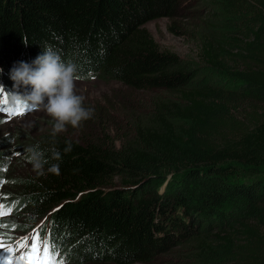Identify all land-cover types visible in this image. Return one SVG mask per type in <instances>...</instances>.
<instances>
[{
    "label": "trees",
    "instance_id": "trees-1",
    "mask_svg": "<svg viewBox=\"0 0 264 264\" xmlns=\"http://www.w3.org/2000/svg\"><path fill=\"white\" fill-rule=\"evenodd\" d=\"M212 3L193 61L161 49L144 26L172 16L173 0H0V86L9 93L12 66L48 46L78 79L97 73L177 94L153 98L130 119L134 132L118 148L104 132L53 136L43 111L36 116L49 128L40 136L20 128L0 137V172L7 165L14 173L4 188L16 212L5 229L47 213L49 249H61L66 264L147 262L183 245L190 251L182 264H264V0ZM200 65L209 80L198 78ZM35 146L48 160L43 174L28 160ZM54 163L58 175L48 171ZM237 164L256 172L236 176ZM114 176H127L128 188L113 185Z\"/></svg>",
    "mask_w": 264,
    "mask_h": 264
},
{
    "label": "rangeland",
    "instance_id": "rangeland-1",
    "mask_svg": "<svg viewBox=\"0 0 264 264\" xmlns=\"http://www.w3.org/2000/svg\"><path fill=\"white\" fill-rule=\"evenodd\" d=\"M173 2L172 16H159L150 19L144 23V26L152 34L155 41L158 42L161 49L175 52L181 58H190L196 61L199 30L200 27L203 31L206 30L209 18L215 12L212 10V7L215 8L212 3L213 0H173ZM199 67L201 73L198 78L209 80L211 71L205 66L200 65ZM76 91L77 94L82 95L85 101H89L90 105L95 108L96 116L82 122L81 126L77 128L71 126L66 128L63 133L67 132L68 135L79 139L83 137L99 138L102 137L104 132L109 137L108 142H112L115 148H118L124 139H129L128 137L133 134L134 127L129 120L137 114L144 115V113L148 112L152 106L153 98H159L160 96L175 98L177 95L168 94V91L135 89L112 78H101L98 74H93L85 79H77ZM6 95L9 99L10 93L8 89ZM16 105L27 107L23 104ZM10 106L13 107V104H10ZM28 110L31 111L22 115H9V113L0 110V137L20 128H23L32 137L40 136L41 132L48 130L49 124L41 115L36 116L38 111H43L42 114L46 118V116H49L46 111L30 108ZM25 132L21 134L20 139H17L18 142L25 141ZM11 140L15 143L12 137ZM236 166L238 168L236 176H250L256 172V170L254 171L248 166L238 164ZM2 168L3 172H0V205L3 207L0 208V212L6 214L0 215V244L5 245L6 249L10 248L13 251L25 238L32 234L36 236L46 221H43L42 216H40L32 220L25 229L15 230L16 228L9 224L7 229H5L6 218L14 215L16 211L11 206L12 201H9V195L4 188L10 183V177H13L14 173L9 172L10 169H7V165ZM15 168L17 170H25L26 165L18 164ZM126 177L114 176L112 184H118L126 188L129 184ZM143 184L145 185L144 187L148 185L151 188V184H146L145 182ZM134 189H137V186ZM17 209V211L21 212V208L17 207ZM25 215L22 214L17 217L19 221H17V225L26 222ZM28 228L29 230L27 231ZM5 232H11V234L6 235ZM6 251L0 250V264L3 263L2 255ZM188 251H190V246L183 245L166 252L161 251L154 254L147 262L136 261L131 264H182L183 256Z\"/></svg>",
    "mask_w": 264,
    "mask_h": 264
},
{
    "label": "clouds",
    "instance_id": "clouds-1",
    "mask_svg": "<svg viewBox=\"0 0 264 264\" xmlns=\"http://www.w3.org/2000/svg\"><path fill=\"white\" fill-rule=\"evenodd\" d=\"M23 43L27 46L26 38H23ZM0 73H3V68H0ZM9 76L13 81V91L10 93L13 104H23L30 109L46 111L54 121L53 136L65 131L69 125L77 128L81 126L82 122L91 119L93 116L94 110L85 107L84 97L77 94L76 66L62 61L61 57L48 46H45L42 53L38 54L31 62H16L10 69ZM0 88L3 87L0 86ZM66 143L65 153L71 150V143ZM27 152L29 154L28 160L33 168L37 170L38 174H43L44 165L48 163L44 152L38 146L29 147ZM52 158L56 161L61 159V153L58 149H52ZM48 171L58 175L59 164H51ZM48 218L47 213L42 215V220L46 223L42 225L41 229L48 234L44 240L50 243L49 230L51 224ZM49 252L53 256L60 254L59 262L62 259H64V264L68 262L63 251L58 247L49 249ZM11 253L9 251L4 252L2 264L9 263Z\"/></svg>",
    "mask_w": 264,
    "mask_h": 264
},
{
    "label": "snow or ice",
    "instance_id": "snow-or-ice-1",
    "mask_svg": "<svg viewBox=\"0 0 264 264\" xmlns=\"http://www.w3.org/2000/svg\"><path fill=\"white\" fill-rule=\"evenodd\" d=\"M79 78V77H78ZM5 91L3 88H0V92ZM23 112L18 108L15 111L13 110H9V115H22ZM3 206L0 205V208H2ZM6 213L0 212V215H4ZM35 243H33L32 247H31V251L27 256L28 259V264H57V262L54 259V256L50 254L49 252V248L47 246V242L45 241V247L43 250V255H40V245H39V241H40V237L37 236ZM26 244H21V247H26ZM55 247V245H53V248ZM0 250H7L9 252H11L12 250L10 248L6 249L5 245L0 244ZM21 259H25V257H21ZM10 264V261H9ZM59 264H64L63 261H60Z\"/></svg>",
    "mask_w": 264,
    "mask_h": 264
}]
</instances>
